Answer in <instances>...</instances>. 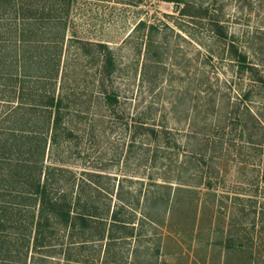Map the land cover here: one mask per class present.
<instances>
[{
    "label": "rangeland",
    "instance_id": "374dc122",
    "mask_svg": "<svg viewBox=\"0 0 264 264\" xmlns=\"http://www.w3.org/2000/svg\"><path fill=\"white\" fill-rule=\"evenodd\" d=\"M24 1L61 30L44 163L97 218L27 263L264 264V0Z\"/></svg>",
    "mask_w": 264,
    "mask_h": 264
},
{
    "label": "trees",
    "instance_id": "16d2710c",
    "mask_svg": "<svg viewBox=\"0 0 264 264\" xmlns=\"http://www.w3.org/2000/svg\"><path fill=\"white\" fill-rule=\"evenodd\" d=\"M3 2L6 7L0 12V264H28L33 255L50 247L58 227L86 229L97 218L91 207H81L80 197L54 188L55 174L43 160L47 134L50 132L51 141H56L67 113L62 98L44 86L35 89L27 84L30 80L51 82L58 75L59 50L54 36H59L61 30L57 18H50L49 13L39 14V5L35 3L0 0ZM48 21H56L54 28ZM48 27L57 33L48 36L47 44L43 36ZM49 49L52 51L48 52ZM44 50L48 52L46 59L42 56ZM239 61L244 65V55ZM104 63L109 74L110 58L106 57ZM11 96H16L15 106ZM108 100L115 102L116 97L110 96ZM71 135L68 131L67 137ZM116 216L115 213L114 221Z\"/></svg>",
    "mask_w": 264,
    "mask_h": 264
}]
</instances>
